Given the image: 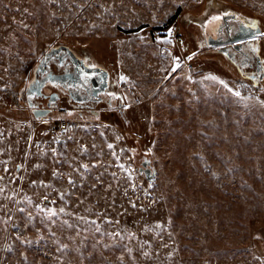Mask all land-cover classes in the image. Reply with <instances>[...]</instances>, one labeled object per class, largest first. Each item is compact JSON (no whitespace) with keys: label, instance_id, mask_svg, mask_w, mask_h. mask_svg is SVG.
<instances>
[{"label":"rangeland","instance_id":"rangeland-1","mask_svg":"<svg viewBox=\"0 0 264 264\" xmlns=\"http://www.w3.org/2000/svg\"><path fill=\"white\" fill-rule=\"evenodd\" d=\"M225 14L260 30L264 70V0H0V264H264V80L206 44ZM58 44L121 80L132 130L30 115Z\"/></svg>","mask_w":264,"mask_h":264},{"label":"flooded vegetation","instance_id":"flooded-vegetation-1","mask_svg":"<svg viewBox=\"0 0 264 264\" xmlns=\"http://www.w3.org/2000/svg\"><path fill=\"white\" fill-rule=\"evenodd\" d=\"M222 22L217 26L215 35L206 37V44L221 42L215 47L225 49L224 54L231 63L254 69L249 72L250 77L257 75L264 80L263 65L259 59L253 63V58L257 57L251 41L258 37L254 35L259 29L241 23L232 14L223 15ZM222 25L224 32H220ZM49 53L52 54L45 58ZM31 72L26 86L33 81L37 84L30 90L33 106H27L30 115L33 110L38 114L36 121L40 126H50L53 117L62 113L85 119L110 117L124 131L134 128L121 80L115 78L109 67L90 52L62 44L53 45L44 52ZM26 89L25 103L28 100ZM134 158L140 165L142 156L139 152L134 151Z\"/></svg>","mask_w":264,"mask_h":264},{"label":"water","instance_id":"water-1","mask_svg":"<svg viewBox=\"0 0 264 264\" xmlns=\"http://www.w3.org/2000/svg\"><path fill=\"white\" fill-rule=\"evenodd\" d=\"M258 34H260V30H258V32H256V34L254 36H257ZM220 44H222V43L215 41V42H211L209 45L216 46V45H220ZM224 50L220 49L221 52L225 53ZM51 54L52 53L47 54L45 56V58H48ZM36 84H37L36 81L35 82L33 81V82L29 83L28 86H26L27 87L26 92H27V97H28L27 98L28 100L26 101V103L30 107L33 106V103L30 101V96L32 95L30 90ZM31 115H33V117L35 119H38V116H37L38 114H36L35 110L32 111ZM133 156H134V153H133ZM18 170H19V166L17 167L16 171H18ZM135 170L138 172L139 176H144L149 183H153L156 179V168L153 164V159H152V156L149 152L144 151V153H142L140 165L135 160Z\"/></svg>","mask_w":264,"mask_h":264},{"label":"built area","instance_id":"built-area-1","mask_svg":"<svg viewBox=\"0 0 264 264\" xmlns=\"http://www.w3.org/2000/svg\"><path fill=\"white\" fill-rule=\"evenodd\" d=\"M168 34L174 38H176L175 40L177 41H181V34H180V31H179V27L178 25L174 24L172 26H170V28L168 29ZM184 64L188 65L189 67H191V64H188L187 62H185ZM67 124V121L66 120H62L61 121V125L63 127H65Z\"/></svg>","mask_w":264,"mask_h":264},{"label":"trees","instance_id":"trees-1","mask_svg":"<svg viewBox=\"0 0 264 264\" xmlns=\"http://www.w3.org/2000/svg\"><path fill=\"white\" fill-rule=\"evenodd\" d=\"M204 2H205V0H204ZM249 17H250V16H249ZM252 17H255V16L252 15ZM255 18H257V21L259 22L260 19H259L258 17H255ZM259 25H260V24H259ZM260 27H261V25H260ZM217 53H218L219 55L221 54L223 57L226 58V56L224 55L223 52H221V51H217ZM226 59H227V58H226ZM251 78H252V77H251Z\"/></svg>","mask_w":264,"mask_h":264},{"label":"snow or ice","instance_id":"snow-or-ice-1","mask_svg":"<svg viewBox=\"0 0 264 264\" xmlns=\"http://www.w3.org/2000/svg\"><path fill=\"white\" fill-rule=\"evenodd\" d=\"M215 19H219V17H216ZM236 95H239V93H236ZM109 147H111V145H109ZM83 167L85 168V170H87V167H88V166H87V165H84ZM70 182H71V181H70Z\"/></svg>","mask_w":264,"mask_h":264},{"label":"crops","instance_id":"crops-1","mask_svg":"<svg viewBox=\"0 0 264 264\" xmlns=\"http://www.w3.org/2000/svg\"><path fill=\"white\" fill-rule=\"evenodd\" d=\"M204 4V3H203ZM210 6V5H209Z\"/></svg>","mask_w":264,"mask_h":264}]
</instances>
